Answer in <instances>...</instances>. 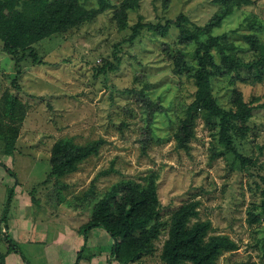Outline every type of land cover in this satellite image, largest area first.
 <instances>
[{"label":"rangeland","instance_id":"374dc122","mask_svg":"<svg viewBox=\"0 0 264 264\" xmlns=\"http://www.w3.org/2000/svg\"><path fill=\"white\" fill-rule=\"evenodd\" d=\"M79 2L97 8V0ZM110 2L92 21L35 44L41 65L32 64L26 53L16 67L0 41V264H119L111 236L102 227L84 230L83 225L113 184L143 183L152 171L161 233L152 254L129 264H164L160 253L171 215L190 201L198 203L197 220L211 222L210 234L226 235L237 245L216 264H264L259 194L264 81H251L257 67L240 66L210 78L219 107L232 108L235 90L253 106L248 132L233 137V148L249 161L227 152L218 142V126H206L200 112L188 150L179 149L174 134L194 98L198 45L181 43L179 35L204 29L220 5L214 0H140L122 27L116 16L120 0ZM180 15L188 22L172 25L165 36L151 28ZM138 22L143 28L130 41ZM209 35L232 44L239 63L257 61L245 36L264 45V0L234 8L198 42ZM210 52L219 63L217 49ZM178 56L184 64L175 74ZM14 132L12 152L6 154L5 142ZM60 140L102 144L75 171L50 176L51 150Z\"/></svg>","mask_w":264,"mask_h":264},{"label":"trees","instance_id":"16d2710c","mask_svg":"<svg viewBox=\"0 0 264 264\" xmlns=\"http://www.w3.org/2000/svg\"><path fill=\"white\" fill-rule=\"evenodd\" d=\"M110 1L97 0V8H86L79 0H0L2 49L12 57L16 67H19L20 62L26 58V53L32 64L41 65L44 62L38 56L35 44L92 21L111 5ZM139 1L120 0L116 10L120 26H124L127 12L135 9ZM214 1L220 5L219 12L204 29L196 28L191 34L182 31L179 35L181 43L195 41L198 45L195 49L197 65L192 74L195 85L194 98L187 105L183 118L179 120L174 140L177 148L188 150L189 143L194 137L196 114L200 112L206 126L210 128L218 126L219 144L244 163L249 160L237 154L233 148V137L237 133L243 137L248 132L253 106L251 102H245L241 93L235 90L232 95V108L225 110L219 107L211 93L210 78L215 75H228L238 67L244 66L257 67L252 82L264 81V45L257 37L246 35V42L250 50L257 54L258 59L239 63L235 53L231 52L235 47L223 42L220 37L209 35L204 43L198 42L199 36L219 26L222 19L231 14L234 8L249 3V0ZM183 22H188V19L180 15L174 22L167 21L165 25H155L151 28L157 35L165 36L172 25L180 27ZM142 28L143 25L139 22L134 25L130 41ZM212 48H216L220 55L219 63H216L210 52ZM183 64L181 56L175 58L173 70L175 74L181 73L180 66ZM15 137L14 132L12 138L6 140V154L12 152ZM1 138L3 139L2 135ZM101 144L102 140L93 141L85 146L74 145L69 140L58 141L51 150L50 176L60 177L75 171L79 163L98 152ZM156 180L157 175L152 171L144 177L143 183L121 180L113 184L95 203L90 220L83 225L84 230L102 227L111 236L115 241L113 256L119 264L137 262L143 255H150L154 251V242L159 238L162 227V224L155 220L159 206ZM260 183V205L264 215V175L260 176ZM10 197L11 191L7 205ZM197 206L196 201H190L172 213L167 237L160 253V260L164 264H216L217 259L225 252L237 249L236 243L228 236L210 234L211 222L197 220ZM254 220L255 218L252 221ZM9 243L10 247L15 248L11 242Z\"/></svg>","mask_w":264,"mask_h":264}]
</instances>
